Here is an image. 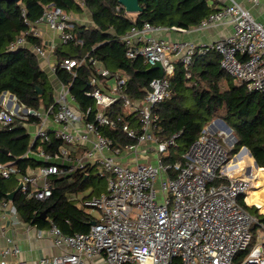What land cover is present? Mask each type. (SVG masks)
<instances>
[{"label":"built area","instance_id":"built-area-1","mask_svg":"<svg viewBox=\"0 0 264 264\" xmlns=\"http://www.w3.org/2000/svg\"><path fill=\"white\" fill-rule=\"evenodd\" d=\"M77 1L86 7V0ZM245 1L258 4L261 0ZM121 8L124 6L119 2L117 9ZM26 21L30 28L11 44V50L28 46L35 54L45 55L41 45L30 44L26 38L27 35L41 36L37 26L41 21L59 32L63 43H83L77 36V19L73 13L55 4L46 5L36 21ZM220 23L232 24L233 31L206 44L158 38L152 33L160 26L149 22L141 26L133 24L121 37L127 58H141L148 66L160 62L164 67V76L151 80L141 101L119 93L127 81L125 74L110 72L94 56L86 55L63 57L53 70L62 68L76 75V68L86 61L92 63L97 75L91 79L93 89L86 93L95 99L96 109L93 106L82 109L70 91V83L61 86L54 103L47 107L26 106L16 110L17 105L0 109V130L14 128L17 117L21 120L35 117L38 127L33 143L59 139L63 144L55 153L45 149L36 151L46 162L37 172L21 176V191L25 196L46 201L55 187L53 176H66L88 168H93L107 182L104 192L83 200L86 206L99 210V218L94 219L96 223L90 224L87 232L68 233L55 221L51 222L48 232L54 244L63 249L51 264H234L237 256L246 250L249 253L240 264H264V223L240 204L242 197L247 202L251 181L245 173L236 177L228 169L234 159L227 147L230 133L213 131L207 125L183 153V160L166 165L164 160L169 148L176 145L181 132L162 140L156 132L155 109L171 97L170 78L176 73L178 61L190 78L195 58L214 51L227 73L250 90L264 93V23L242 2L230 0L192 27L205 29ZM192 27L171 29L187 31ZM100 77L117 79L111 93L99 87ZM118 101L136 112L141 130L121 117L111 116L108 108ZM51 120L59 127L51 129ZM78 123L82 128L76 127ZM102 126L119 127L137 142L118 145L102 133ZM147 142L156 144V163L137 161L130 165L122 161L124 155L142 153L141 146ZM88 144L91 146L70 163H58L61 157L70 161L72 151ZM30 156L27 153L23 157ZM18 173L17 166L0 162L2 177L10 178ZM2 204L7 206L8 201ZM255 223L261 227L262 240L249 249ZM4 252L19 255L21 249L14 246ZM43 261L49 263L46 259ZM16 264L27 263L20 258Z\"/></svg>","mask_w":264,"mask_h":264},{"label":"trees","instance_id":"trees-1","mask_svg":"<svg viewBox=\"0 0 264 264\" xmlns=\"http://www.w3.org/2000/svg\"><path fill=\"white\" fill-rule=\"evenodd\" d=\"M49 4L76 13L82 12L85 8L77 0H0V97L8 91L14 94L21 104L33 109L54 103L52 84L46 71L41 68L38 56L28 46L15 50H11L10 46L30 28L26 19L36 21ZM140 4L142 11L137 14L135 20H132L124 8L117 9L119 0H86V7L93 15L95 26L85 27L76 24L77 36L83 43L75 44L70 41L57 48L59 54L64 57L81 58L92 55L100 64L103 63L112 69H121L127 76L122 93L139 101L146 95L151 80L164 76V71L160 69L146 71L149 66L141 58H127L125 45L121 40L122 35L135 23L139 26L149 22L158 27H192L216 10L210 0H141ZM26 38L28 43L40 45L39 37L27 35ZM56 72L64 83H70V91L82 109L89 106L96 109L95 99L86 93L93 89L91 79L97 75L92 63L84 62L76 68V75L62 68ZM191 72L192 76L188 78L183 66L177 69L175 75L170 78L171 97L161 102L155 109L158 115L156 132L160 138L166 139L174 133L181 132L176 145L169 148V155L165 157L164 163L167 165L183 160V153L199 137L206 124L219 117L232 127L238 138L231 157L243 146H247L259 165V168L256 167L249 152L244 151L231 160L228 169L231 171L242 169L245 176L248 175L249 168L255 175H258L259 171L264 173V93L250 90L245 83L227 73L221 67L220 56L215 53L204 57L197 56L191 66ZM191 80H194V83L188 85ZM37 88L42 90V93ZM118 102L112 105L114 110L110 113L111 116L121 117L122 121L141 130L139 118L135 123L132 116L127 115ZM1 108L3 107L0 104ZM19 120L17 117L16 122ZM101 131L113 138L118 145L137 142L129 138L119 127L114 129L102 126ZM21 133L22 127H18L16 123L12 129L2 128L0 137ZM20 137L18 142L25 136L21 134ZM13 140L10 138V141ZM27 144L28 142L21 146L20 144L0 146V162L8 163L15 160L20 173L26 172L29 165L45 164L36 157H13L15 147L23 150ZM39 144V140L35 141L32 148L36 149ZM61 144L62 141L54 139L51 143L43 145L47 152L55 153ZM4 148L12 153L3 151ZM89 170L90 168L77 171L68 176H53L55 187L52 196L46 201L28 198L19 191L15 203L29 221L34 220L46 226L49 223L48 218H51L66 232H87L90 229L89 222L95 217L87 211L90 207L78 203L72 198V194L77 188H84L89 184L91 178L99 176L91 174ZM15 176L16 174L4 178L0 175V200H8V193L16 188L18 180ZM70 180H73V183ZM106 188L105 181L99 190L83 198L98 195ZM246 200L249 204L259 205L260 211L264 212V174L254 177V184L250 187ZM240 204L264 223V213H260L257 206H249L243 197ZM43 211H47V218L43 217ZM66 219L70 220L69 225L65 223ZM248 253L249 250H246L237 257L241 256L243 260Z\"/></svg>","mask_w":264,"mask_h":264},{"label":"crops","instance_id":"crops-1","mask_svg":"<svg viewBox=\"0 0 264 264\" xmlns=\"http://www.w3.org/2000/svg\"><path fill=\"white\" fill-rule=\"evenodd\" d=\"M236 1L242 2L247 8L251 10L252 14L258 21H261L264 23V0H261L258 4L246 2L245 0H236ZM227 2H230V0H210V3L213 4L214 8H218L222 4H227ZM72 13L74 15V18L77 19V24L79 26H85V27L95 26L93 15L87 7H85L82 12H77V13L72 12ZM137 14L138 13H128V16L132 20H135L137 17ZM37 26L41 30V36L39 37V42H40L39 44L46 50V53L43 56L38 55V54L36 55L38 56L41 68L47 73V76L53 87V95L54 97H56L57 92L59 91L61 86L64 84V82L61 80L58 73L53 70V67L57 64V62H59L64 57V56H61L59 52L57 51V48L59 46H63V42L60 38L59 32L51 29L47 25L46 22L41 21L40 23H38ZM232 31H233L232 24L220 23L219 25H216L214 27L205 28V29H197L196 27H192L187 31L173 30L168 27H160V28H157L152 34L158 38H165L169 40H192L199 44H206V43L214 42L218 40L219 38L230 34ZM52 46H55V49H53ZM214 53L218 54L214 51H210L201 57L212 55ZM101 65L110 72L118 71L124 74V72L119 68L112 69L111 67H108L104 65L103 63H101ZM180 66H183V64L180 61H178L176 63L177 69ZM193 81L194 80H191L190 82H188V85H191L192 83H194ZM116 86H117V79L114 77H111V78L100 77L99 79V87H101L106 92L111 93V91ZM121 92H122V89L119 88V93ZM136 101H139V100H136ZM0 104L2 105V107H5V106L15 107L19 105L18 107H16V110L17 108L20 109V108L26 107V105L21 104L19 102L18 98L14 94L8 91L4 92L1 95ZM117 104H121L124 109L123 111H125L127 115L132 116V118L135 120V123H137L138 116L131 107H125L121 101L118 102ZM43 107L44 106H42L41 108ZM113 108L114 106L110 107L108 111L110 113L113 112L114 110ZM216 119L218 118H215L212 121L208 122L206 126L207 125L211 126L213 131H218L220 129V130H225L226 132L230 133L226 128L223 127L222 123L220 121H217ZM16 123L18 127L19 126L22 127L21 134L24 135L25 137L22 139L21 142H18V139L21 138L20 137L21 134L20 135L19 134L2 135L0 137V146L5 147V146H8V144H11L13 146L20 144L21 146L24 142H28L27 147L23 150H21L20 147L18 148L15 147L13 149V155H14L13 157L14 158L23 157L25 154L29 153L31 154L30 157H36L40 161L46 162L44 157H41L36 154V151H40L44 149V145H43L44 142L39 141L40 144L38 145V147H36V149L32 148V144L34 141V135L38 127V120L35 117H31L29 120L20 119ZM57 126L59 127V124L51 120V124H50L51 129H55ZM82 126H83L82 124H79V123L76 124V127L78 129L82 128ZM160 137L161 136H159V138ZM10 138L14 140L10 141ZM232 141L233 139H231V142ZM62 146L63 144L59 146L58 151L61 149ZM90 146L91 144H88L86 147L72 151L70 161L64 157L58 158V163H70L76 157H79L80 155H82L85 148L90 147ZM141 150L143 151L140 154L133 153L130 156L124 155L122 157V161L130 165H135L137 161L147 162V163L157 162L158 153L156 150V144L154 142L144 143L141 146ZM3 151H6L8 153L9 150L4 148ZM244 151L246 150L241 151L237 156H239ZM9 153H12V152L9 151ZM8 163L17 166V164L15 163V160H11ZM43 164H39L37 166L29 165L26 168V172L24 173H28V174L35 173L38 171L39 167ZM89 171L91 172V174L95 175V172L93 169L90 168ZM232 172H234L235 174L244 173L242 169L233 170ZM24 173L21 172V173L16 174L15 177L18 180L17 186L20 182L21 176ZM70 175H73V174H70ZM58 176L60 177V175ZM253 176H260V175L253 174ZM15 198L14 200H11L8 198V200H6L8 201L7 206H3L2 203L4 200H0V264L2 262L5 264H16L20 258L24 259L27 264H49V263L51 264L53 257L60 254L63 250L62 248L57 247L54 244L52 236L48 232V229L53 219L48 218L49 223L46 226H43L42 223L40 225V223L36 221L34 222V220H30V221L27 220L22 210L18 209L15 203ZM72 198L75 199L80 204H82L84 200V198L78 199L76 196ZM246 203L249 206H253V204H249L248 202ZM13 207L16 208L15 212L13 210ZM44 218H47V213ZM91 221L89 222L90 224H91ZM65 223L69 225L71 222L69 220V222L65 221ZM14 246H18L21 249V252L19 255H15L12 253L6 254L4 252L6 248H13ZM43 259H46L49 263L44 262Z\"/></svg>","mask_w":264,"mask_h":264},{"label":"rangeland","instance_id":"rangeland-1","mask_svg":"<svg viewBox=\"0 0 264 264\" xmlns=\"http://www.w3.org/2000/svg\"><path fill=\"white\" fill-rule=\"evenodd\" d=\"M217 118H219V117H217ZM232 133L234 134V132H232ZM231 139H233V138H232V134L230 133V136L228 138V144H227V147L231 151L230 152V157H231L232 150L234 148V145L231 144ZM235 144H236V142H235ZM234 155H233V157H234ZM258 174L259 175H263L264 173L262 171H259ZM70 182L73 183V180H70ZM104 182H105V180H103V178L101 179V178H99V176H95L94 178H91V180H89V184H87L84 188H77L76 190H74L72 196L73 197L76 196L78 199H81V198H83L85 196H89L91 193L99 190L100 187L103 185ZM87 211L90 212L95 218H99V210L93 209V208H87ZM259 212L260 213H264V212L260 211V208H259ZM255 224H257V223H255ZM261 235H262L261 227L260 226L259 227H255L253 229V236H254L253 237V241H252V244L249 247V249H251L256 243H258V242H260L262 240ZM243 252H245V251H243ZM243 252H241L240 254H242ZM241 260H242V257L241 256L237 257L236 260H235V262H234V264H240Z\"/></svg>","mask_w":264,"mask_h":264},{"label":"water","instance_id":"water-1","mask_svg":"<svg viewBox=\"0 0 264 264\" xmlns=\"http://www.w3.org/2000/svg\"><path fill=\"white\" fill-rule=\"evenodd\" d=\"M140 1L141 0H119V2L123 4L126 12H128V13H140L142 11V6L140 4ZM154 69H160V70L164 71V67H163L162 63H160V62H158L156 65L149 67L146 71H151ZM37 90L40 93H42V90H40L39 88H37ZM216 120L220 121L222 123L223 127L226 128L230 133H232V131H233L232 127L224 119L218 118ZM232 138H233V141L231 142V144L233 145L235 142L238 141V138L233 133H232ZM243 150H246L249 152L250 157H251V161L255 164L256 167L259 168L257 161L255 160L254 156L252 155L251 151L249 150V148L247 146H243L241 148V150L234 155L233 158H235ZM251 173H252L251 168H249L248 174H251ZM22 185H23V181H22V179H20L18 186L13 191L8 193V195H7L8 198L11 200H14L16 194L20 191ZM46 213H47V211H43L44 217L46 216ZM95 223H96L95 220L91 221V224H95Z\"/></svg>","mask_w":264,"mask_h":264},{"label":"bare ground","instance_id":"bare-ground-1","mask_svg":"<svg viewBox=\"0 0 264 264\" xmlns=\"http://www.w3.org/2000/svg\"><path fill=\"white\" fill-rule=\"evenodd\" d=\"M243 171V170H242ZM242 174H235V176L237 177V176H241ZM244 175V174H243ZM246 177H248L249 179H250V181H251V184H250V187L254 184V177L255 176H253V174L251 173V174H248ZM250 187H249V189H250Z\"/></svg>","mask_w":264,"mask_h":264}]
</instances>
